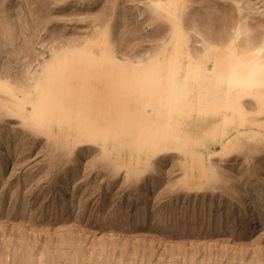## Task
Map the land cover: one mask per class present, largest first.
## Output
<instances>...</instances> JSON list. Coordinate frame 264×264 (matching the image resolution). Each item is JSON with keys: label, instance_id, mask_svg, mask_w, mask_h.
Instances as JSON below:
<instances>
[{"label": "rangeland", "instance_id": "1", "mask_svg": "<svg viewBox=\"0 0 264 264\" xmlns=\"http://www.w3.org/2000/svg\"><path fill=\"white\" fill-rule=\"evenodd\" d=\"M213 55L264 74V0H0V264H264V85L185 107Z\"/></svg>", "mask_w": 264, "mask_h": 264}, {"label": "bare ground", "instance_id": "2", "mask_svg": "<svg viewBox=\"0 0 264 264\" xmlns=\"http://www.w3.org/2000/svg\"><path fill=\"white\" fill-rule=\"evenodd\" d=\"M208 59H210L211 63L210 71H207L206 62H202L195 67L190 65L187 66L184 88L180 90V93L184 96L185 107L195 103L200 109L208 108L210 110H215L217 117L219 116L223 121H227L228 119L223 113L226 110H234L237 104L239 105L241 101H244L254 91H257L261 85H264V74L262 73L261 75L259 71L251 65L248 66L246 71L239 70L231 64L232 61L230 62V60H228L225 62L220 55H213ZM170 84L173 86V78H170ZM194 87H196V89ZM233 93L236 96V102L229 101V96ZM70 108L72 109L73 107L70 106ZM151 116L153 122L147 127L150 129V132L156 133L161 118L156 110ZM170 127L172 129V126Z\"/></svg>", "mask_w": 264, "mask_h": 264}]
</instances>
